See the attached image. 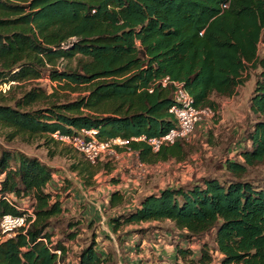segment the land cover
Instances as JSON below:
<instances>
[{"label":"trees","instance_id":"trees-1","mask_svg":"<svg viewBox=\"0 0 264 264\" xmlns=\"http://www.w3.org/2000/svg\"><path fill=\"white\" fill-rule=\"evenodd\" d=\"M262 43L264 0H0V130L7 142L41 138L45 145H61L53 138L58 132L94 130L102 141H131L145 164L182 160L184 141L158 154L132 141L176 127L173 82L183 84L196 108L217 114L221 103L215 98H234L257 73L250 107L255 120L245 134L250 146L238 152L241 161L228 159L221 166L228 179L208 175L168 187L143 196L131 210H124L126 195L116 188L108 210H116L110 217L116 234L130 226L171 223L187 243L177 250L187 264H212L213 254L219 264H264V177H250L264 167ZM166 78L170 83L164 86ZM43 81H50L49 88ZM70 169L91 188L99 174L114 168L110 161L92 164L84 157ZM55 173L41 159L0 142V224L6 215L25 214L22 201L31 202L35 215L27 231L11 238L0 230V264L65 260L64 241H55L50 230L69 212L65 201L72 187L50 189ZM94 225L84 216L74 218L67 239L75 241ZM137 231L142 244L149 232ZM94 233L78 264H112ZM207 235L213 247L204 244L196 259L191 245Z\"/></svg>","mask_w":264,"mask_h":264},{"label":"rangeland","instance_id":"rangeland-1","mask_svg":"<svg viewBox=\"0 0 264 264\" xmlns=\"http://www.w3.org/2000/svg\"><path fill=\"white\" fill-rule=\"evenodd\" d=\"M260 55H264V43L260 45ZM256 76L257 73H253L250 82L241 88L234 98H215L221 103L220 112L214 113L212 118L205 119L189 140L185 141L186 155L182 160L172 159L157 165L147 164L146 168H141L134 155L121 150L118 156L107 157L101 161L102 163L110 161L111 168L114 169L110 175L105 172L99 174L96 177L97 184L91 188H86L77 174L70 169L72 164L84 159L72 147L55 143L45 145L46 141L41 138L33 141L18 138L13 142H7L0 130L1 143L30 157L41 159L53 167L56 173L58 172L50 189L58 192L67 185L72 187L71 198L65 201L69 212L55 219L50 230L55 234L54 240L64 241L67 248L63 263L78 264L81 250L91 243L95 232L94 234L99 237L96 239L98 249L105 257L110 258L112 264H187L177 254L178 245L183 247L187 243L180 241L179 232L169 222L130 226L117 234L113 231L110 217L116 210L109 211L106 204L115 189L112 179L120 182V187L128 193V203L124 210L135 208L147 193L188 185L203 176L220 175L228 179L227 176L230 174L223 171L221 166L228 159L241 161L237 157L238 152L250 146L246 142L245 134L255 120L250 107ZM41 84L49 88L51 83L43 81ZM250 177L263 178L264 167L252 170ZM66 193L62 197L67 196ZM20 206L22 210H29L31 202L22 201ZM79 216L94 221V230L88 231L81 227L82 234L75 241H70L67 239L68 225ZM137 230L149 232L148 239L142 244L139 243L141 235ZM212 241L213 237L207 235L193 242L191 247L196 252V259L201 257L200 250L204 244L213 247ZM139 244L141 246L138 247ZM213 258L215 262L212 264H219L215 254Z\"/></svg>","mask_w":264,"mask_h":264},{"label":"built area","instance_id":"built-area-1","mask_svg":"<svg viewBox=\"0 0 264 264\" xmlns=\"http://www.w3.org/2000/svg\"><path fill=\"white\" fill-rule=\"evenodd\" d=\"M170 83L169 78L163 80V85L167 86ZM175 86V104L171 107L170 113L174 115L176 127L161 137L147 138L140 137L133 139L136 142H145L150 147L153 154H158L164 147L175 145L179 141H187L194 134L197 127L207 118H212L214 112L209 109H198L194 106L192 97L184 89L183 84L173 82ZM9 86H4L1 89L6 91ZM57 141L72 147L82 154L89 162L96 164L103 161L107 157L118 156L120 150H125L129 155H134L138 159V165L141 168H146L147 164L141 162L139 154L130 148L131 141L121 138L111 141H102L97 137V132L94 130H83L75 136H63L59 132L53 135ZM22 211V209H20ZM35 219L32 210H26L21 216L6 215L1 221L0 230L4 238H11L19 231L25 230L30 226V223ZM59 258L62 256V251H57ZM59 264H64L59 261Z\"/></svg>","mask_w":264,"mask_h":264},{"label":"crops","instance_id":"crops-1","mask_svg":"<svg viewBox=\"0 0 264 264\" xmlns=\"http://www.w3.org/2000/svg\"><path fill=\"white\" fill-rule=\"evenodd\" d=\"M136 158H137V157H136ZM160 163H165V162H160ZM157 164H159V163H157ZM157 164H156V165H157ZM57 173H58V172H57ZM57 173H55L54 177H57V176H56ZM120 186H121V185L116 186L115 189L117 188V189L121 190V191L126 195V199H127V203H128V195H127L128 193H127L126 190H124V189L121 188ZM161 191H162V190H161ZM155 192H160V191H154V192H151V193H155ZM151 193H147L146 195L151 194ZM146 195H144V196H146ZM106 204H108V199H107V201H106ZM87 209H88V208H87ZM87 211H88V210H87Z\"/></svg>","mask_w":264,"mask_h":264}]
</instances>
